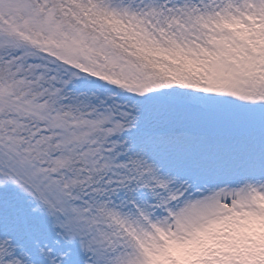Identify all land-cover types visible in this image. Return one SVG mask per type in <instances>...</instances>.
I'll return each instance as SVG.
<instances>
[{
    "label": "snow or ice",
    "instance_id": "obj_1",
    "mask_svg": "<svg viewBox=\"0 0 264 264\" xmlns=\"http://www.w3.org/2000/svg\"><path fill=\"white\" fill-rule=\"evenodd\" d=\"M0 264H264V0H0Z\"/></svg>",
    "mask_w": 264,
    "mask_h": 264
}]
</instances>
